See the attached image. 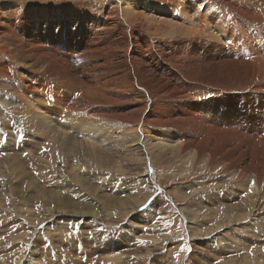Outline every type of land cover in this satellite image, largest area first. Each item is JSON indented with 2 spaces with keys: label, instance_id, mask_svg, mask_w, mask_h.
Returning <instances> with one entry per match:
<instances>
[{
  "label": "bare ground",
  "instance_id": "bare-ground-1",
  "mask_svg": "<svg viewBox=\"0 0 264 264\" xmlns=\"http://www.w3.org/2000/svg\"><path fill=\"white\" fill-rule=\"evenodd\" d=\"M73 1L0 0V125L12 123L16 130L0 148V195L6 202L22 199L33 207L42 201L40 219L44 213L52 220L59 213L93 218L94 197L106 187L84 201L88 185L101 178L99 172L120 173L119 166L131 161L143 164L148 184L154 181L164 194L171 191L169 182L206 179L208 185L199 181L201 193L190 192L195 208L185 209L191 220L208 212L204 233L230 223L241 209V202L228 200L231 187L215 188L226 175L238 184L251 180L244 193L251 191L254 206L247 213L262 205L264 167L259 159L250 167L254 156L248 153L247 161L241 151L260 156L264 149V0ZM153 11L170 19L155 20ZM17 126L31 144L21 139L16 146ZM65 166L69 173L54 180L56 168ZM47 170L54 179H46ZM33 178L43 180L41 186ZM155 191L150 185L128 206L120 204L119 216H145L134 210ZM195 197L213 209L200 213L206 205ZM115 199L108 198L104 209ZM15 212H22L20 206ZM70 227L77 231L78 225ZM58 234L73 241L71 233ZM121 247L115 242L106 262L93 264H129L128 256L116 253ZM39 256L35 264H54Z\"/></svg>",
  "mask_w": 264,
  "mask_h": 264
},
{
  "label": "rangeland",
  "instance_id": "rangeland-1",
  "mask_svg": "<svg viewBox=\"0 0 264 264\" xmlns=\"http://www.w3.org/2000/svg\"><path fill=\"white\" fill-rule=\"evenodd\" d=\"M27 1H37L41 2L42 4L45 0H26V2ZM60 1L61 0H46L47 3L54 5ZM67 1L71 3L73 0ZM76 1L90 3V0H74L73 2ZM122 8L124 9L125 6H122ZM137 11H140V9ZM155 12L157 13V16L154 15L155 20H161L162 16L165 17H163L165 20L170 19V16L164 12L153 11L152 13L156 14ZM239 105L240 104H236L235 106L240 107L239 110L241 111V106ZM1 120L2 116L0 115V121ZM9 126V128L5 127L7 129L6 130L0 125V148L2 147L3 143L6 142L7 137L12 138V135L10 134H14L16 131L13 128L12 123L9 124ZM12 128L14 129V132L12 131ZM17 129L21 132H24H20L17 139L14 140L16 146L17 143H20V141H26V137L29 136V134H25L26 131L23 130L22 127L20 128V126H17ZM253 133L260 132L254 131ZM27 141L29 143L31 140L28 138ZM39 144L43 146L45 143L44 141H39ZM27 147L29 148V146ZM39 147L40 146H37L35 148L40 149L41 147ZM29 149L31 150V147ZM260 150V156H257L255 151L246 149L241 151L246 157L247 161L249 154L254 156L251 161H248L250 162L248 163L250 167H252L258 159L261 161L262 167H264V149ZM30 154L31 152L28 153V155ZM32 156H36V158L38 157L37 154H32ZM28 159L30 162L32 161L30 157H28L27 160ZM119 167L122 170L120 173H116L112 170L102 172L98 171L99 174L96 175H98V178H101L88 185V197L84 201L88 200V198H90V201H92V193L95 188L99 189L100 187H106L102 191H99L100 193L94 197L97 199L93 201L96 203L94 206L95 208L93 207L96 215L93 218L88 216L77 217L76 215L71 217L67 213H59L52 220V218L44 213L45 216L40 219V216L38 215L40 209L37 208L38 205L42 203V201L37 202L32 207L30 206V203L27 204L22 199L13 200L14 198H11L8 202H6L7 197L0 195V264H15L17 261H19V264H35L39 259L38 256H41V254H44L45 260L53 259L51 262L54 264H56L55 262H57V264H69V262H74V264H93L94 262L100 261L104 263L106 262L104 259L107 260L108 256L114 252L112 248L115 242L117 244H121V248H123V252L120 251V249L116 251V253L122 254V256L125 258L128 256L126 260H130L128 262L129 264H148V262L149 264H172L171 262L173 261L174 263V260L178 257L183 260H181V264H220L221 261L222 263L228 262L227 264H241L242 260L245 258L251 260V264H264V199L262 201V205H257V203H255L256 207H254V209H256H253L252 212L247 213V210H250L251 205L254 206L253 201H251V198L248 197L251 191H247L249 193L247 196L244 193L251 183L250 179L244 183L240 182L238 184V182L229 179L231 177L228 178L226 175L224 176L225 178L222 177L216 181L217 185L215 188L226 189L227 185L228 187L232 188L231 191H229L231 192V199H228L230 203L237 205L241 202L240 204L242 205L240 206L241 209L238 207L234 211V214H232L233 219L230 220V223H226L228 225L224 224L222 225L223 227L221 226L222 228L219 227L210 233H204V229L210 228V225H208L210 216H207L209 214L206 210L213 208H211L212 206L209 207V205L206 204V200V203H203V197H195L194 199L196 202L199 200L200 202L202 201L203 206L206 205L204 208L205 210H201L199 212L201 213L202 211H206L207 213L204 212V214L202 212V215L198 219L193 218L191 220V216L189 215L191 212L190 209H194L195 207L188 200L191 197L190 192H192L194 189H197V193H201L203 190L202 188H204V186L201 184L204 181L205 184L203 183V185L209 184V182H206V179H202L204 181L199 179L194 181V183H190L188 179L184 178L179 183L177 181L174 182L177 184V188L174 187L173 182H169L167 185L169 188H171L172 192L165 190L164 194L160 187L154 185L153 180V183L150 182V184H148L150 179H148L149 177H145L143 164L137 165L130 161L129 164ZM0 168H2V164L0 165ZM68 169L69 168H67V166H65L63 169L57 167L55 170V175L52 174L54 178L57 177V179H54L51 173L47 170L46 179L58 180V178L62 177L64 174L66 175V173H69ZM32 174L30 175L34 177ZM47 174L49 175V178ZM183 177L184 175H182V178ZM42 181L43 180L41 179L35 181L33 178V182H37L40 186ZM199 181L202 183L200 182L199 184ZM130 183L131 186L127 187ZM150 185H152V188H155L156 191L153 193V197L145 202L147 204L146 206L149 208L146 209L145 213L143 212L145 211L146 206L139 207L137 210L135 209L136 211L134 210L136 213L134 215L145 214V216L134 217L132 214H130L124 219L119 216V214L122 213L120 210V204L124 202L125 205L128 206L133 198L136 200L137 197H140V192H147ZM90 186L92 188H89ZM233 186L236 190L233 189ZM125 187L126 191L120 194L121 196L118 195L120 189ZM199 187H202L201 190ZM243 187L245 189H243ZM108 188L112 189L109 190ZM240 189L241 191H239ZM166 191L171 192V194H167ZM204 192L207 197L206 191ZM111 196H116L115 202H112L110 205H108L109 207H107V210H105L104 207L107 206L108 203L107 199L113 198ZM228 200L226 201V204L229 203ZM19 203H21V205ZM151 204L153 205V208H150ZM19 206L22 212H15ZM26 208L31 210V214L25 212ZM127 209L128 211L131 210L129 208ZM185 209H188L190 212L185 213ZM51 211L53 212V210ZM98 213L101 214L99 215ZM149 213L150 215H148ZM71 222L78 225L77 231L71 229ZM65 225L69 226H67L65 229ZM225 225L226 227L224 228ZM129 226L131 228H129ZM63 229L66 230V234L71 233L74 235L73 241H68L70 240L69 237L67 240H61L60 237H56L59 235L58 233L60 231L61 233H65L62 231ZM50 236L55 238H50ZM123 236H125L127 239L133 238V241H122L121 237ZM111 237L114 239H111ZM148 237H152V239L149 240ZM109 239H111V241ZM58 241L60 243H58ZM120 241L122 242L120 243ZM46 243L47 245H45ZM125 243L127 245H125ZM180 243L183 244V246ZM124 245L126 249L128 248V250L124 248ZM45 246H52V248L49 249L46 247V249ZM149 248L151 249L149 250ZM95 250L98 251L95 252ZM151 259L152 261H150Z\"/></svg>",
  "mask_w": 264,
  "mask_h": 264
}]
</instances>
